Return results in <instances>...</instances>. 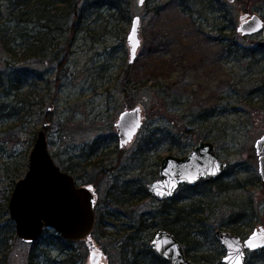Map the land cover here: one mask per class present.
Listing matches in <instances>:
<instances>
[{
    "label": "rangeland",
    "instance_id": "obj_1",
    "mask_svg": "<svg viewBox=\"0 0 264 264\" xmlns=\"http://www.w3.org/2000/svg\"><path fill=\"white\" fill-rule=\"evenodd\" d=\"M200 1L147 0L140 6L138 0H78L80 17L67 22L66 35L55 50L60 59L50 56L18 63L17 68L30 74L23 78L25 84L18 91L0 90L2 202H9L15 184L26 175L41 131L55 162L80 186L95 175L94 183L87 186L97 195L96 211L108 188L156 181L165 155L183 157L199 142L209 141L228 165L219 181L241 186L220 191L212 185L195 197L208 209L213 235L216 230L230 231L228 218L243 208L249 210L251 226L244 229L242 238L264 228V180L255 149L264 135V110L259 109L264 30L252 36L237 31L242 20L255 14L264 20V0ZM159 6L163 11L155 14ZM212 8L220 11L214 14ZM136 16L142 20V45L131 63L127 37ZM214 24L227 29L230 52L219 43L222 35ZM9 59L6 48L0 46V71L12 77L15 69L8 67ZM136 107L142 109L143 128L132 143L120 147L115 125L123 111ZM153 133L173 140L165 139L149 155L144 153L147 160L142 162L138 145ZM179 143L185 144L184 150ZM6 168L22 176L13 180L2 176L7 175ZM237 179L243 183L239 185ZM180 190L176 196L182 195ZM137 201L131 209L135 213L164 207L151 196ZM91 235L103 256L100 263L120 264L108 236ZM202 240L204 251L192 250V254H216L214 263L223 264L226 250L215 235ZM74 245L82 254L77 264H91L85 240ZM46 249L52 261L61 259L55 246ZM9 250L2 264H29L33 244L15 234ZM41 259L47 263V258ZM246 260V264H264V250L249 252Z\"/></svg>",
    "mask_w": 264,
    "mask_h": 264
},
{
    "label": "trees",
    "instance_id": "obj_2",
    "mask_svg": "<svg viewBox=\"0 0 264 264\" xmlns=\"http://www.w3.org/2000/svg\"><path fill=\"white\" fill-rule=\"evenodd\" d=\"M175 1L177 0H172L173 3ZM207 3L211 6L214 4ZM78 7V0H0V46L6 48L11 58L7 60L8 67L15 69L12 77L0 71V90L18 91L25 84L23 78L30 74L22 68H17L18 63L43 61L50 56L60 59L61 56L55 53V50L66 35L67 22L72 18L80 17L77 12ZM216 8H212L214 14L220 11ZM154 9L155 14L163 11L162 6ZM124 18L127 21L129 16L125 15ZM214 18H216L215 15ZM32 26L33 29L30 31L29 27ZM212 27H215L216 32L222 35L219 42L221 46L230 52L229 47L232 44L230 41L226 42L227 29L215 24ZM262 89L260 110H264V88ZM171 138L166 137L165 139ZM165 139L157 136L156 133L143 137L138 145V158L142 162L146 161L147 158L144 155H149ZM179 146L180 149H185V144L179 143ZM3 173L7 175L2 174V176L9 175L11 180L22 176L18 175L17 170L10 174L9 168H6ZM95 179V175H91L89 179H85L83 184H92ZM236 181L240 183L239 185L243 183L242 180L237 179ZM146 185L143 183L133 186L127 184L122 188L114 185L108 188L101 201V209L96 211V225L92 234L97 233L99 239L108 236L111 244L116 246L114 255H118L120 264H167L151 247L150 242L155 235L152 231H158V229L174 233L177 239L184 243L185 251L193 261L214 263L217 258L216 254L204 253L198 256L191 252L192 250L198 253L204 251L206 243L202 238L207 239L215 235L209 228L210 216L206 215L207 207L195 197L199 193L203 194L200 189L210 188L212 185L219 187L220 191H231L241 186L231 182L223 183L219 179L207 184L199 183L195 187L183 185L179 188L182 195H175L167 201H162L164 205L162 209L149 212H142L138 209L139 211L135 213L131 209L138 202L137 200H146L150 196ZM7 202L4 203L0 199V264L4 263L5 257L8 256L10 241L14 240L16 234L15 223L10 218ZM247 212L249 210L243 208L228 218L229 223L226 225L232 233L242 236L244 229L251 226ZM108 228L113 230L111 234L107 233ZM75 243L62 239L53 229H46L40 239L33 243L29 264H42V256L47 258V263L44 264H77L82 254L76 252ZM52 245L60 252V260L56 257L53 261L51 260V251L46 247Z\"/></svg>",
    "mask_w": 264,
    "mask_h": 264
},
{
    "label": "water",
    "instance_id": "obj_3",
    "mask_svg": "<svg viewBox=\"0 0 264 264\" xmlns=\"http://www.w3.org/2000/svg\"><path fill=\"white\" fill-rule=\"evenodd\" d=\"M147 0H138L143 6ZM233 3L235 0H228ZM127 42L130 46V62L138 56L142 45L140 17L132 19ZM264 30V20L253 15L241 21L237 28L242 36H252ZM117 128L120 147L132 143L143 128L144 116L140 107L126 110L119 116ZM30 152L26 175L15 184L8 203L10 218L15 223L16 235L31 244L38 241L45 229H53L69 242L84 241L89 247L91 264L100 263L103 256L98 252L91 233L96 222V193L88 186H79L72 174L62 170L48 149L46 134L41 131ZM259 156V174L264 180V135L256 141ZM227 163L216 153L215 145L201 141L186 156L165 155L159 165V178L146 185L155 200L166 201L178 192L182 185L195 187L220 178ZM215 238L226 250L224 264H246L249 252L264 249V228L255 229L244 239L227 230H216ZM153 251L168 264H215L190 259L185 245L174 233L159 229L151 240Z\"/></svg>",
    "mask_w": 264,
    "mask_h": 264
}]
</instances>
